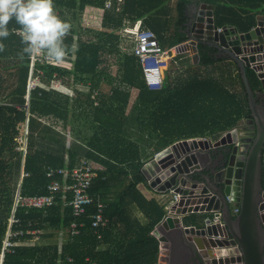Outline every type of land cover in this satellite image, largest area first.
<instances>
[{
    "label": "trees",
    "instance_id": "trees-1",
    "mask_svg": "<svg viewBox=\"0 0 264 264\" xmlns=\"http://www.w3.org/2000/svg\"><path fill=\"white\" fill-rule=\"evenodd\" d=\"M104 2L54 0L61 19L67 12L72 13L73 21L77 16L80 27L77 38L78 29H74L73 23H69L70 30L64 37V61L74 69L38 63L34 74L40 80L33 89L29 88L31 58L21 55L19 26L10 21L9 36L0 39V247L18 190L23 196L47 195L52 181L47 177L48 169H74L82 158L105 167L98 171L92 193L108 201L105 213L110 222L99 240L90 228L95 213L91 207L82 218L86 227L80 235L71 236L68 228L73 221L72 210L64 205L61 194L46 215L40 210L26 213L25 209H18L16 216L22 220L24 230L32 222L33 228L50 227L53 232L64 228L68 235L61 247L35 244L37 241L23 243L8 256L7 264H157L160 242L153 232L165 220L167 204L148 200L139 192V184L149 186L141 172L143 165L178 141L197 137L219 139L250 116L239 69L236 85L241 95L233 90L236 87L228 88L209 77L206 67L227 57L207 44L198 45L197 64L191 63L189 52L177 55L171 62L173 66L186 68L175 78L168 70L167 84L158 91L146 86L139 59L119 52V33L137 22L152 30L164 49L186 42L187 36L179 30L187 22V7L196 0H176V16L172 18L167 17L171 0H125L120 13L106 10ZM209 3L217 27H235L246 33L256 26L258 16L264 17V0H209ZM82 13L85 21L100 25V30H82L78 23ZM108 55L118 56L116 77L104 67ZM196 67L204 71L197 69L200 73H192ZM247 75L252 88H259L260 80L255 73L248 69ZM6 77L11 79L7 86ZM70 77L72 84L87 81L89 93L72 99L52 87L55 81L69 85ZM135 89L137 105L127 112L130 91ZM139 126L154 129L148 139L141 135ZM21 134L25 136V144L18 143ZM24 145L26 151L18 150ZM151 148L155 149L153 154L149 153ZM120 186L122 191H118L116 198L107 197ZM71 199L68 194L66 202ZM133 204L145 216V223L129 214L128 207ZM195 221V215L184 219L187 226ZM50 237L55 235L49 233Z\"/></svg>",
    "mask_w": 264,
    "mask_h": 264
},
{
    "label": "water",
    "instance_id": "water-1",
    "mask_svg": "<svg viewBox=\"0 0 264 264\" xmlns=\"http://www.w3.org/2000/svg\"><path fill=\"white\" fill-rule=\"evenodd\" d=\"M187 24L188 40L179 46L181 52L191 53L197 64L198 45L207 44L235 63L248 95L250 116L218 141H179L145 162L141 172L152 187L167 193L179 185V202L153 234L169 243L168 264H264V217L259 214L264 210V107L258 104L264 73L256 90L247 75L251 63L264 60V17L258 16L256 26L246 33L229 26L219 32L213 6L204 5ZM215 160L220 165L209 170ZM231 184L242 186L240 213L235 218L225 200ZM217 210L222 212L224 228L211 223ZM190 215L196 221L184 227L182 218Z\"/></svg>",
    "mask_w": 264,
    "mask_h": 264
},
{
    "label": "built area",
    "instance_id": "built-area-1",
    "mask_svg": "<svg viewBox=\"0 0 264 264\" xmlns=\"http://www.w3.org/2000/svg\"><path fill=\"white\" fill-rule=\"evenodd\" d=\"M104 7L108 11L121 12L125 0H104ZM57 15L59 13L57 12ZM222 28H218L217 31L222 32ZM128 35L132 36L133 42L131 46V54L139 59V62L143 71V78L146 86L150 90H161L165 88L167 84V72L169 70V64L173 59L181 53V48L172 47L170 49H164L156 34L145 28L141 22H137L134 25H129L124 28ZM121 31V32H122ZM17 34L21 33L17 30ZM38 63H48L58 67H62L60 63L46 59L43 55L38 57H31V74L29 79V88L33 89L37 86L40 80L39 75L34 74L35 66ZM264 67V60L260 62H253L250 64V68L260 80V74L264 73L261 70ZM40 75L43 74L39 71ZM238 129V127H236ZM234 128V129H236ZM233 130V129H232ZM229 130L228 132H231ZM226 134V133H225ZM191 140L207 142L211 138L197 137L190 138ZM219 139L213 140L218 141ZM189 140V139H186ZM183 141V140H182ZM179 142V141H178ZM157 155V154H156ZM155 155V157H156ZM104 170L102 167L97 166L94 162L82 158L78 165L74 169H52L47 171V177L52 181L48 186V194L43 196H23L20 189L18 190L12 209L11 217L8 219V228L5 236L1 242L0 247V264H7V258L10 254H14L17 247L23 243H30L38 241L41 237L42 230L39 228H33L32 222H29L28 230H24L22 227V220L16 216L18 209L28 210H40L45 215L56 205L57 199L63 200L66 207H70L72 210L73 221L71 222L68 232L71 236H78L82 230L86 227V223L82 220L84 216L88 214L89 209L92 207L95 209V213L91 216V230L93 234L99 239H103V231L109 226V219L106 216V208L108 204L103 200L100 195L92 193V187L95 179L98 177V171ZM235 176V175H234ZM234 176L232 181H234ZM61 180H57V178ZM155 178H153L154 180ZM242 181V180H241ZM149 183H151L149 181ZM224 186H228L227 184ZM173 185L168 191L172 195V200L167 210H170L173 205L179 202L180 194L176 193V189ZM238 193V194H237ZM68 194L72 195V199L67 201ZM242 199V186L230 185V192L225 196V200L229 206L231 217L235 218L240 213V204ZM259 214L264 217V210ZM211 223L219 225L221 228L225 227V223L222 219L221 210H217L214 213V218ZM262 224L264 225V219L262 218ZM232 238L229 237L228 241ZM238 245L232 246L235 249ZM238 256H242L240 253ZM236 255V257H238ZM236 264H243L242 262Z\"/></svg>",
    "mask_w": 264,
    "mask_h": 264
},
{
    "label": "clouds",
    "instance_id": "clouds-1",
    "mask_svg": "<svg viewBox=\"0 0 264 264\" xmlns=\"http://www.w3.org/2000/svg\"><path fill=\"white\" fill-rule=\"evenodd\" d=\"M10 21L19 26L22 56L31 58L43 55L48 60L60 63L62 68L69 64L64 61V37L70 30V24L57 15L54 0H0V39L9 36Z\"/></svg>",
    "mask_w": 264,
    "mask_h": 264
},
{
    "label": "crops",
    "instance_id": "crops-1",
    "mask_svg": "<svg viewBox=\"0 0 264 264\" xmlns=\"http://www.w3.org/2000/svg\"><path fill=\"white\" fill-rule=\"evenodd\" d=\"M176 0H171L170 2V7H169V15L167 16L168 18H172L176 16V13L174 12V6H175ZM204 5H211L209 3V0H196L195 3L189 5L186 9L187 12H185V14L187 13V16L185 15V17H188L190 19L195 18L197 16V13L201 10V7ZM93 9V8H92ZM59 12V11H57ZM214 12V9H213ZM116 13H120V12H116ZM61 14V13H60ZM67 16V15H66ZM66 16L63 17L64 20H66ZM93 17V16H92ZM174 19V18H173ZM68 22V20H66ZM73 20L71 19V22ZM87 23L89 21H86ZM73 23V22H72ZM75 23H76V19H75ZM92 23V22H91ZM75 25V24H74ZM73 25V27H74ZM78 29L77 23L76 26L74 27V29ZM183 28V29H182ZM190 25L187 24V22L185 24L182 25V27L180 28L179 32H182L185 36L187 34V32L189 31ZM76 29V30H77ZM171 31L173 30V27L170 28ZM88 30V29H86ZM93 30V29H91ZM79 34V29H78V33L75 32V37L76 35ZM133 42L132 36L128 35L125 31H122L119 33V52L123 53V54H131V48L130 45ZM190 54V53H189ZM116 56V55H115ZM118 58V56H116ZM188 58L191 59V63L194 64L193 59H192V55L187 56ZM71 65V63H69ZM112 64V62H108V66L110 67V65ZM105 67V65H104ZM170 67V64H169ZM208 72H210V76L211 78L219 81L220 83L224 84L226 87L230 88V87H236L235 92L239 93L240 95L241 90L238 88V86L236 85V75L238 72V68L236 66L235 63H233L232 61H230L227 58H223V61L219 62V63H215L212 66H208L206 67ZM207 72V73H208ZM107 73H111V69L108 68ZM264 92L261 93L259 95L258 98V104L262 107H264ZM153 127V126H151ZM154 130V129H152ZM158 129H157V133H158ZM157 138H155V142H157ZM97 166L100 167H104L102 164H98L95 163ZM105 168V167H104ZM103 168V169H104ZM138 190L139 192L148 200L151 199H156L162 203L166 202L169 199V195L171 196L170 193H164L159 191V186H157L156 188L152 187V186H146L144 183L143 184H139L138 186ZM113 189V188H112ZM122 191V187L120 186L117 190V192H114V190H111L110 193L107 194L108 198H116L117 193ZM169 194V195H168ZM172 197V196H171ZM107 201V200H105ZM169 202H167V207L169 205ZM108 203V201H107ZM167 211V215H168V210ZM128 212L131 215L132 218H136L138 219L141 223H145L146 222V218L143 215V213L140 211V209L135 205H130L128 207ZM166 215V216H167ZM184 219L182 218V222H183V226L186 227L187 225L184 223ZM64 228H61L59 231V235H61V233L64 232ZM43 232H45L44 229H42ZM160 242V241H159ZM169 254H170V245L169 243H162L160 242V254H159V260L157 264H168L167 262L169 261Z\"/></svg>",
    "mask_w": 264,
    "mask_h": 264
},
{
    "label": "rangeland",
    "instance_id": "rangeland-1",
    "mask_svg": "<svg viewBox=\"0 0 264 264\" xmlns=\"http://www.w3.org/2000/svg\"><path fill=\"white\" fill-rule=\"evenodd\" d=\"M83 15L84 14L82 13L80 20H79V17H78V23H80V25L82 27V30L83 29L84 30L85 29H88V30L93 29L95 31L100 30V28H101L100 25H94V23H91L90 20H86V21H89L87 23L83 19L84 18ZM71 19H72V13L71 12H67L66 20H68V23H70V24L73 22V25L75 24L74 25V27H75L76 26L75 19L72 22H71ZM76 22H77V16H76ZM78 29H80V27H78ZM76 38H77V35H76ZM188 55L190 56L191 53L190 54L188 53ZM116 56L115 55H108V56H106L105 57L106 60H105V64H104L106 70H108V68H110L111 69V73L110 74L111 75H114L115 77L118 74V58ZM110 61L112 62V64L109 67L108 66V62H110ZM184 62H185V59H184ZM184 64H186V63H184ZM63 67L65 69L70 70V71H72L74 69L73 68V65H70V64H65ZM185 68H183L182 66L177 67L176 64H175V66H173V64L171 63L170 64V68H169L170 73H171V77L172 78L178 77V75H180L181 71H183ZM193 69L194 70H192L193 71L192 73H195V72L198 73L199 71L197 69H200L201 73L204 71V69H202L200 67H196V68H193ZM70 78H71L70 79L71 81H70V84L69 85L63 84L61 81H55L54 83H51L52 84V87L53 88H56L58 91H60L62 93H65V94L71 96L72 99L78 98L80 96V94H84L82 96H85L86 94L89 93V89L90 88H89V84L87 83V81H80V82H77V84H75V83L72 84V77H70ZM6 79H9V78L6 77ZM10 84H11V79L4 81V85L5 86L10 85ZM105 90L107 91L108 88L105 87ZM96 93L97 92H95V94ZM130 93H131V96H130V102H129V106L127 108V112H129L131 109L135 108L136 105H137L136 102H137L138 90H136V89L135 90H131ZM20 129H21V131H22V129H24L23 128V125L20 126ZM138 130L140 131L141 135H143L147 139L149 138V136L152 133V131H151L152 129L150 128V126L147 127V128L146 127L142 128L141 126H139ZM87 133L89 135V132H87ZM25 141H26L25 140V136L23 134H21L20 137L18 138V143L19 144H22V143L25 144ZM18 150H20V151L21 150L26 151V145H24L23 147L19 146ZM154 152H155V149H152V148L149 149V153L150 154H153ZM149 186H151V183H149ZM168 197H169V199L166 202H164L165 204H167V202L171 200V196L169 195ZM49 233H53V235H55V237L48 238ZM67 235H68L67 230H64V232L61 233V235H59V232L58 231H54L53 232V229H51L49 227L48 229L45 230V234L42 231L41 237H40L39 241H37L35 244H48V245H54L55 244L58 247H61L65 243L66 238H67Z\"/></svg>",
    "mask_w": 264,
    "mask_h": 264
},
{
    "label": "flooded vegetation",
    "instance_id": "flooded-vegetation-1",
    "mask_svg": "<svg viewBox=\"0 0 264 264\" xmlns=\"http://www.w3.org/2000/svg\"><path fill=\"white\" fill-rule=\"evenodd\" d=\"M218 165H220V161L219 160H215L212 163L209 164L208 169L209 170H213L214 168H216ZM205 173V172H204Z\"/></svg>",
    "mask_w": 264,
    "mask_h": 264
}]
</instances>
